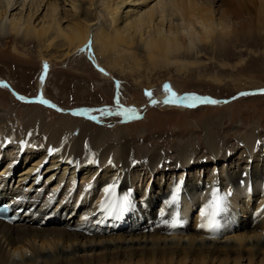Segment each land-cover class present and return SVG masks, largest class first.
Listing matches in <instances>:
<instances>
[{"label": "bare ground", "instance_id": "1", "mask_svg": "<svg viewBox=\"0 0 264 264\" xmlns=\"http://www.w3.org/2000/svg\"><path fill=\"white\" fill-rule=\"evenodd\" d=\"M15 1L0 0V40L38 47L47 66L41 96L48 61L79 52L100 60L108 80L173 65L181 74L194 65L183 57L195 49L222 53L235 36L264 32V0H23L11 14ZM96 2L98 12L85 11ZM40 119L29 116L15 136L0 131V198L20 195L32 207L18 223L0 221V264H264V136L257 129L244 130L232 151L225 138L207 135L211 159L224 165L202 170L198 136L168 164L158 147L135 148L122 133L108 139L69 116L37 137L45 130ZM193 166L199 171L176 172ZM148 177L156 185L143 187ZM125 195L126 211L103 210ZM217 196L222 210L210 230L201 213Z\"/></svg>", "mask_w": 264, "mask_h": 264}, {"label": "rangeland", "instance_id": "2", "mask_svg": "<svg viewBox=\"0 0 264 264\" xmlns=\"http://www.w3.org/2000/svg\"><path fill=\"white\" fill-rule=\"evenodd\" d=\"M22 2L15 1L17 4L11 14L20 12ZM85 8L86 12L92 13L94 8L93 12L100 9V4L96 2L89 10L86 3ZM223 15L232 19L231 13L223 12ZM103 21L93 27V34ZM18 40L12 37L0 40V85H7L0 86L2 133L7 131L15 136L22 121L37 114L41 116L45 129L37 137H44L50 126L69 116L91 124V132L101 131L104 136L122 133L135 148L152 150L158 147L168 164L173 163V157L183 142L198 136V152L205 158L202 170L224 165L220 163L221 158L218 163L211 159L213 154L205 144L207 135L215 133L225 138L227 151L235 150L238 138L246 129H257L264 136V94H261L264 92V32L235 36L227 41L228 49L222 53L212 47L195 49L190 55H185L186 58L183 57L184 61H193L194 65L181 74L175 71L173 65L167 70L141 71L134 76L122 77L115 73L108 80L104 78L108 70L103 68L100 60L96 63L95 57L88 54L90 52H79L70 59L48 61L50 69L47 75L44 74V96L39 89L45 70L44 60L39 59V49L35 44L17 43ZM89 47L94 55L92 45L89 44ZM84 61L89 65L85 66ZM134 79L143 82L136 86ZM148 80L153 82L152 87H149ZM76 83H80L82 88L76 89ZM166 86L174 93L211 98L219 103L212 105L197 101L196 107L181 109L182 105L177 107L160 98L161 95L169 98ZM147 93H151V97ZM40 100L47 103H40ZM124 109L135 110V115L131 118L118 115ZM38 143L43 144L39 138ZM8 148L9 145L3 150ZM196 157L192 163L197 161ZM196 170L199 171L193 166L176 172L191 174ZM161 173L168 175L167 167ZM145 179L143 187L156 185V177ZM13 186L15 188V184Z\"/></svg>", "mask_w": 264, "mask_h": 264}, {"label": "snow or ice", "instance_id": "3", "mask_svg": "<svg viewBox=\"0 0 264 264\" xmlns=\"http://www.w3.org/2000/svg\"><path fill=\"white\" fill-rule=\"evenodd\" d=\"M0 86L7 87V85H0ZM165 91L167 93H170V98L165 101V103H168V104H177L179 102V104H183L184 106H187V107H196L197 104L195 102L197 101L203 104H212V105L219 103V101L213 100L211 98H202V97L195 96V95H190V96L179 98L176 96L174 92H172L169 86L165 87ZM261 94H264V92H262ZM147 95L151 97V93H147ZM242 95H250V93H243ZM20 99H23V97H21ZM39 102L45 103V104L47 103V101L45 100H40ZM153 103H156V102L153 101ZM118 115L131 118L132 116L135 115V110L124 109L122 112L118 113ZM105 192L109 194L110 196L114 192V187H109L105 189ZM176 192H179V188L176 189ZM173 200L174 201L176 200L175 195L173 196ZM129 206H130V201L128 199V196L125 195L119 201L114 200L111 204H107L103 210H106L109 212L111 211L123 212V211H126ZM221 210H222L221 198L217 196L212 200L211 204L208 205V207L201 213V215L207 219V222L210 226V230L217 226V221L215 218L220 214Z\"/></svg>", "mask_w": 264, "mask_h": 264}]
</instances>
